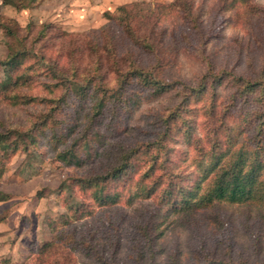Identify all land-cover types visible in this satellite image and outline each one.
Listing matches in <instances>:
<instances>
[{
  "label": "rangeland",
  "instance_id": "374dc122",
  "mask_svg": "<svg viewBox=\"0 0 264 264\" xmlns=\"http://www.w3.org/2000/svg\"><path fill=\"white\" fill-rule=\"evenodd\" d=\"M6 1L0 60L14 54L16 66L0 73V131L49 118L33 138L0 150V264H264V204L173 212L215 152L243 145L264 160V87L242 93L236 80L264 77V0L249 11L239 0H185L161 18L156 6L174 0ZM131 2L153 11L140 31L154 30L162 66L104 15ZM2 85L33 99L13 104ZM70 147L82 164L62 159ZM121 162L126 171L104 190L118 203L101 206L77 180ZM59 235L66 240L39 255ZM73 236L95 255L72 247Z\"/></svg>",
  "mask_w": 264,
  "mask_h": 264
},
{
  "label": "trees",
  "instance_id": "16d2710c",
  "mask_svg": "<svg viewBox=\"0 0 264 264\" xmlns=\"http://www.w3.org/2000/svg\"><path fill=\"white\" fill-rule=\"evenodd\" d=\"M5 3L13 5L12 2L3 0ZM238 1V0H234ZM240 5H244L245 10H250L252 0H239ZM185 0H174L171 3L157 5L156 11L158 12V17L161 18L162 15L171 12L176 7H180ZM228 0H224L227 4ZM141 2H131L120 4L116 7L114 11L107 10L104 15L108 19H118L122 22L123 26L130 33L131 37L139 43L140 47L148 49L150 52L154 53L157 57L156 66H162L163 60L160 54V43L157 42L156 37L154 38V30L150 31L142 36L140 31L141 25L146 22V18H151L153 16V11L148 9V13ZM143 20L141 23L138 21ZM155 25H159L155 23ZM9 34L16 37L13 30L7 28ZM17 38V37H16ZM209 70L207 72V78H212L214 82L218 77L215 73V69L212 64H209ZM16 66V56L14 54H9L7 58L0 60V73L3 71L9 73V69ZM154 71V70H153ZM3 72V73H4ZM139 75L143 76L146 84L157 83L156 78L151 77V72L146 73L145 71H139ZM221 80L225 79L223 76L220 77ZM237 82L241 84L242 89L239 92L246 93L256 87H264V77L252 79H245L241 76L236 78ZM207 82H205L199 88L200 90H205L207 87ZM1 91L7 96L8 87L2 85ZM182 89V87L180 88ZM196 90V91H199ZM195 90V89H194ZM7 99L13 104L20 103H30L33 98H28L15 94L13 96H7ZM103 100L97 104L98 108L103 107ZM49 116L45 115L42 119L37 120L35 123V129L21 130L19 128H10L5 131H0V150L6 154L11 148L17 147L18 142L24 140L25 138H33V129L37 130L38 125L47 124ZM168 123V122H167ZM239 144V143H238ZM76 150L71 147L68 148L66 152H61L63 160L72 162L75 161L78 164H82L83 161L79 156H77ZM126 164L121 162L109 171L103 174H97L94 176H89L86 178H78V183L84 189L93 188V196L99 202L101 206L116 205L119 200L118 194H107L105 193V186L107 183L120 179L124 171H126ZM3 174V169H0V177ZM43 190L37 191V196L42 197ZM149 197L154 191L149 190ZM147 196V197H148ZM181 203L173 209V212L177 214H182L184 218L193 214L196 210L201 208H206L218 202H229L244 204L250 202H256L264 204V160L257 152L256 148L253 150H248L240 145L238 148L227 150L224 152L213 154L209 166L204 170L202 178L196 182V184L189 188L184 194L181 193ZM167 199V198H165ZM84 209L83 206H79L75 209V213ZM91 216L92 211L83 212L77 217V220L82 219L83 216ZM63 224L65 226L71 225L72 222L66 217L63 218ZM66 237L57 236L52 241L44 243L39 248V255H42L46 251L50 250V247L56 245L57 243H62L65 241ZM73 245V246H72ZM71 246L74 248L84 247L86 254L89 256H94L95 252L91 245H86L84 240L76 239L74 236L71 240ZM117 250V249H115ZM115 252V251H114ZM141 257L147 259V254L141 250ZM41 257V256H40ZM101 264H105L102 257L97 258ZM42 261V260H41Z\"/></svg>",
  "mask_w": 264,
  "mask_h": 264
}]
</instances>
